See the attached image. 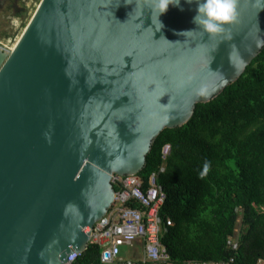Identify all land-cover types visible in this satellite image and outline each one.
I'll use <instances>...</instances> for the list:
<instances>
[{"label":"water","instance_id":"95a60500","mask_svg":"<svg viewBox=\"0 0 264 264\" xmlns=\"http://www.w3.org/2000/svg\"><path fill=\"white\" fill-rule=\"evenodd\" d=\"M153 7L41 0L15 45L0 46V264L83 253L114 202L111 176L139 174L159 133L264 47L261 0H237L236 21L214 37L192 23L195 2L169 6L160 30Z\"/></svg>","mask_w":264,"mask_h":264},{"label":"trees","instance_id":"16d2710c","mask_svg":"<svg viewBox=\"0 0 264 264\" xmlns=\"http://www.w3.org/2000/svg\"><path fill=\"white\" fill-rule=\"evenodd\" d=\"M161 164L160 215L172 223L161 242L173 261L264 259V47L235 82L197 103L187 123L159 133L139 175L146 179ZM238 221L233 251L227 239ZM99 257L100 247L89 243L74 264H99Z\"/></svg>","mask_w":264,"mask_h":264},{"label":"built area","instance_id":"2783aa9c","mask_svg":"<svg viewBox=\"0 0 264 264\" xmlns=\"http://www.w3.org/2000/svg\"><path fill=\"white\" fill-rule=\"evenodd\" d=\"M170 152V145L162 147V159ZM165 169L161 164L146 179L139 174L111 176L115 189L114 202L107 213L96 221L91 228L89 243L100 247L99 264H234V257L227 260H186L173 261L161 237L171 225L169 219L160 215L165 193L158 177ZM138 244L139 257L124 258L120 254L122 246L133 248ZM227 245L231 250L238 249V235L229 236ZM78 252L65 264H74L81 255ZM256 264H264L259 258Z\"/></svg>","mask_w":264,"mask_h":264},{"label":"clouds","instance_id":"9594fccd","mask_svg":"<svg viewBox=\"0 0 264 264\" xmlns=\"http://www.w3.org/2000/svg\"><path fill=\"white\" fill-rule=\"evenodd\" d=\"M184 2L187 4L195 2V15L192 17V23L196 26V29L202 30L209 37L225 33L226 26L234 23L237 19V0H184ZM261 3L264 4V0H261ZM169 6L177 7L183 11L181 0H154L152 11L156 14V21L159 26L158 30L164 27L159 17L167 12ZM262 9L264 8L260 10ZM196 29L184 30L178 33V35L191 33ZM231 39L232 35L229 31L228 35L225 36V40ZM261 45H264V38H261L258 43V46ZM205 168H207V164H205Z\"/></svg>","mask_w":264,"mask_h":264},{"label":"rangeland","instance_id":"374dc122","mask_svg":"<svg viewBox=\"0 0 264 264\" xmlns=\"http://www.w3.org/2000/svg\"><path fill=\"white\" fill-rule=\"evenodd\" d=\"M41 0H0V46L11 49ZM23 9V13L16 15L15 12ZM241 225L238 221L235 229L236 235L240 233ZM120 254L124 258L139 257L141 255L138 244L133 248L122 246Z\"/></svg>","mask_w":264,"mask_h":264},{"label":"bare ground","instance_id":"6f19581e","mask_svg":"<svg viewBox=\"0 0 264 264\" xmlns=\"http://www.w3.org/2000/svg\"><path fill=\"white\" fill-rule=\"evenodd\" d=\"M19 39V38H18Z\"/></svg>","mask_w":264,"mask_h":264}]
</instances>
